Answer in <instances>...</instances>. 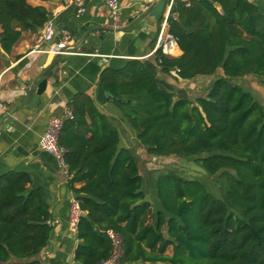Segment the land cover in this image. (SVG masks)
<instances>
[{
	"label": "trees",
	"instance_id": "trees-1",
	"mask_svg": "<svg viewBox=\"0 0 264 264\" xmlns=\"http://www.w3.org/2000/svg\"><path fill=\"white\" fill-rule=\"evenodd\" d=\"M49 18L43 5L0 0V54ZM167 25L182 54L157 50L158 64L176 79L222 70L205 94L176 98L141 59L104 68L100 83L149 154L192 158L217 175L223 198L174 168L154 169V208L137 151L122 145L114 118L78 92L59 138L84 211L74 259H108L112 229L122 239L121 264H264V105L235 81L253 75L264 87V13L250 0H174ZM53 229L45 188L27 171L1 174L0 264H43L37 255Z\"/></svg>",
	"mask_w": 264,
	"mask_h": 264
},
{
	"label": "crops",
	"instance_id": "crops-1",
	"mask_svg": "<svg viewBox=\"0 0 264 264\" xmlns=\"http://www.w3.org/2000/svg\"><path fill=\"white\" fill-rule=\"evenodd\" d=\"M28 1L50 11L57 25L55 41L67 32L74 53L53 55L33 51L38 45L44 49L51 44L38 40L43 26L38 32H24L11 54H0V175L11 170L27 171L32 185L46 190L54 229L37 258L43 264H77L74 253L79 239L69 221L70 202L75 194L68 185L69 175L54 155L39 146L49 119L64 116L75 94L86 92L102 111L114 118L122 145L138 146L135 132L100 83L101 71L106 67H122L130 59H141L176 98H192L188 92L198 89L201 80L167 75L156 60L157 37L173 0H118L120 11L116 18L106 0H82L86 12L81 16H76L78 6L73 0ZM250 1L264 13V0ZM149 9L137 22L127 21ZM160 17H163L161 24ZM181 54L178 46L175 56ZM43 79H47V85L38 94L37 86Z\"/></svg>",
	"mask_w": 264,
	"mask_h": 264
},
{
	"label": "built area",
	"instance_id": "built-area-1",
	"mask_svg": "<svg viewBox=\"0 0 264 264\" xmlns=\"http://www.w3.org/2000/svg\"><path fill=\"white\" fill-rule=\"evenodd\" d=\"M174 1V0H173ZM172 1V3H173ZM186 3H190L191 0H183ZM82 0H73V4L77 5L76 16H81L86 12V7L82 5ZM112 15L118 17L120 11V4L118 0H106ZM57 34V25L55 17H50L44 24L43 30L38 37L40 42L47 41L51 44L44 49H41L39 45L33 48V51H44L53 55L59 54H71L73 51V44L71 43V36L67 32H64L61 40L55 41ZM179 44L176 37L168 30L167 19L164 20L156 41V50H161L166 55L175 56L176 49ZM1 82H0V105H1ZM73 113L68 109L64 116H52L47 124L45 131L42 133L39 141V146L42 150L54 155L59 164L66 170L69 175L68 165L66 163L65 154L67 149L60 143V132L64 125V121L67 118H73ZM84 213L79 200L75 197L70 202L69 208V221L71 228L77 230L78 222L81 215ZM108 234L112 239L113 253L104 260L101 264H121L122 258V239L119 233L114 230H108Z\"/></svg>",
	"mask_w": 264,
	"mask_h": 264
},
{
	"label": "rangeland",
	"instance_id": "rangeland-1",
	"mask_svg": "<svg viewBox=\"0 0 264 264\" xmlns=\"http://www.w3.org/2000/svg\"><path fill=\"white\" fill-rule=\"evenodd\" d=\"M222 74V70H219L216 74L213 75H198L196 76L198 82V89L188 92L189 95L194 98L197 95H203L206 91L207 84H211L212 81ZM237 83L242 84L246 89L253 92L256 97L264 105V87L259 83V79L253 75H246L242 77L235 78ZM187 87V86H185ZM138 146H133L135 151L139 156L141 171L145 177L144 189L148 192L150 200L153 202V207L157 208L159 206V201L156 196L155 187L152 184L151 171L154 169H168L174 168L178 170L182 175L187 178H195L201 180L209 191L214 193L219 198H223V193L220 189L217 175H210L202 167L197 165L192 158H183L175 155L171 156H158L151 155L147 152L144 145L138 142ZM169 253H172L171 247L168 250ZM135 264H148L137 262ZM162 264V263H161Z\"/></svg>",
	"mask_w": 264,
	"mask_h": 264
},
{
	"label": "water",
	"instance_id": "water-1",
	"mask_svg": "<svg viewBox=\"0 0 264 264\" xmlns=\"http://www.w3.org/2000/svg\"><path fill=\"white\" fill-rule=\"evenodd\" d=\"M151 9L147 10L146 12H143L141 15H134V16H131L127 19L128 22L130 23H134V22H137L138 20H140L141 18H143L147 13L150 12ZM46 85H47V79H43L41 80L39 83H38V86H37V90L36 92L38 94H41L44 92L45 88H46ZM36 87L30 92V95L35 91Z\"/></svg>",
	"mask_w": 264,
	"mask_h": 264
}]
</instances>
